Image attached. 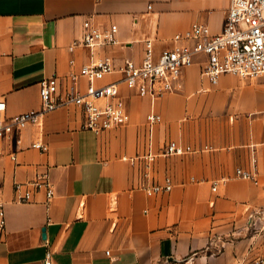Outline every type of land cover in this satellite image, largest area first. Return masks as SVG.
<instances>
[{"label": "crops", "instance_id": "1", "mask_svg": "<svg viewBox=\"0 0 264 264\" xmlns=\"http://www.w3.org/2000/svg\"><path fill=\"white\" fill-rule=\"evenodd\" d=\"M231 0H0V96L7 116L41 109L39 82L67 76L92 58L117 66L141 62L147 40L156 53L195 22L223 30ZM118 26V42L69 46L84 22ZM76 63L71 66L70 60ZM206 56L187 66L176 90L150 98L120 84L130 122L101 133L82 127L75 107H59L17 130L0 158V201L7 225L0 264H264V74H202ZM108 74L100 83L119 81ZM85 84V79L81 80ZM161 114L150 127L147 114ZM20 142H16V138ZM169 140L195 151L159 154ZM41 141L48 150L32 143ZM16 154V160L9 155ZM258 171V183L236 168ZM47 173L55 195L16 182ZM146 173H148L146 175ZM172 179L149 196L144 185ZM214 183L217 189L214 190Z\"/></svg>", "mask_w": 264, "mask_h": 264}, {"label": "built area", "instance_id": "2", "mask_svg": "<svg viewBox=\"0 0 264 264\" xmlns=\"http://www.w3.org/2000/svg\"><path fill=\"white\" fill-rule=\"evenodd\" d=\"M85 32L80 39L70 46L74 50L78 46L94 49L99 46L113 45L118 42V26L111 24L102 28L84 22ZM175 44L156 53L152 40L146 41L145 54L141 62L126 59L117 66L110 55L92 58L78 70L72 69L67 76L53 74L39 82L41 109L29 110L14 116H7V101L0 96V158L6 155V145L17 130L37 123L41 116L59 107H75L83 115L82 127L101 133L106 130L124 126L130 122V114L120 84L141 97L156 98L176 90L183 70L194 63L199 54L206 56L202 66V74L214 84L219 76L232 73L242 78H251L264 74V0H231L223 30L214 34L208 25L195 22L183 32L174 36ZM76 63L70 60L71 66ZM119 73V81L101 84L108 75ZM85 79V84L82 83ZM162 120L161 114L150 111L147 121L152 127ZM16 138V142H20ZM32 147L41 151L48 150V145L35 141ZM195 151L191 145L177 140H169L160 153L149 152L145 155L150 161L161 155H178ZM16 160V154H9ZM148 173H146L147 175ZM239 177L251 179L258 183V171L242 167L236 168ZM22 201L32 199V190L28 186L44 189L47 199L55 195V190L47 173L38 174L29 182H16L15 190L20 191ZM172 179L168 176L164 183L144 185L149 196L172 189ZM213 189H217L214 183ZM7 225L6 211L0 201V239ZM264 263V259L260 260ZM45 264H53L52 250L46 251Z\"/></svg>", "mask_w": 264, "mask_h": 264}]
</instances>
